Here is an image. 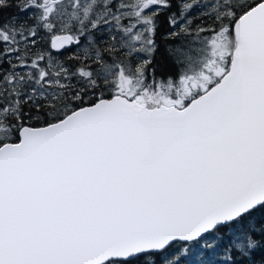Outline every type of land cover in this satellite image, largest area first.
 Instances as JSON below:
<instances>
[{"label": "snow or ice", "instance_id": "obj_1", "mask_svg": "<svg viewBox=\"0 0 264 264\" xmlns=\"http://www.w3.org/2000/svg\"><path fill=\"white\" fill-rule=\"evenodd\" d=\"M0 264H264V0H0Z\"/></svg>", "mask_w": 264, "mask_h": 264}, {"label": "trees", "instance_id": "obj_2", "mask_svg": "<svg viewBox=\"0 0 264 264\" xmlns=\"http://www.w3.org/2000/svg\"><path fill=\"white\" fill-rule=\"evenodd\" d=\"M12 11H14V9H9V10H7V11L4 12V15H8Z\"/></svg>", "mask_w": 264, "mask_h": 264}]
</instances>
